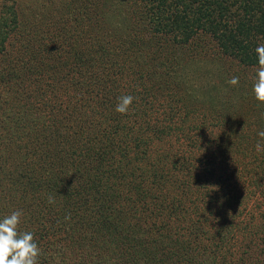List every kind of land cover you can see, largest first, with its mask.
<instances>
[{"label": "rangeland", "instance_id": "obj_1", "mask_svg": "<svg viewBox=\"0 0 264 264\" xmlns=\"http://www.w3.org/2000/svg\"><path fill=\"white\" fill-rule=\"evenodd\" d=\"M73 1L0 0V5L3 4L0 17L6 18L9 29L8 41L2 51L5 61L0 64V108H11L9 117L15 114L14 119L0 123V175L5 179L12 178V182L15 179L20 190L23 187L24 196L18 201L27 207L31 201L35 202L50 171L55 174L60 171V176L65 174L67 179L74 182L76 177L66 174L68 163L74 159L68 155L59 166L58 158L59 161L64 158L61 153L65 151L60 148L67 143L74 144L71 141L76 133L82 132L77 130L87 131L90 126L88 133L100 143L99 152L105 150L113 137L119 144L141 146L136 147L137 154L140 153L137 150L145 152L142 148H148L145 153L151 165L147 169L146 179L134 178V182L124 183L131 187V195L135 197L131 199L133 201L127 200L126 206L133 204L138 209L147 202H153L148 199L149 194L136 196L137 192L143 193L139 185L146 182L145 188L152 186L157 193L164 195L161 206L163 218L167 221L166 229L201 230L203 227L211 230V236L217 239L226 233L229 222L243 219L250 225L248 230H264V151L257 152L255 149L257 142L264 146V139L257 135L264 131V104L257 102L252 93L258 64H243L238 54L229 52L232 48L234 53L245 49L244 42L238 44L223 40L226 42L222 45L218 38L209 40L213 35L211 24L219 27L229 22L234 33L233 25L237 21L243 20L247 24L248 17L244 18L246 14L243 11L247 6L260 8L261 11L256 8V13H261L264 18V0H210V11L209 3H206L208 0H198L194 16L203 17L210 30L205 35L206 42L199 41L202 47L199 44L198 49H192L189 56L183 54L184 49L178 48V38L173 40L158 36L160 34H143L140 40L146 49L136 57L130 68L132 74H140L137 67L147 69L152 78L144 77L147 85L137 87L141 92L131 113L128 111L129 114L119 116L108 110L104 118L97 112L94 115L96 122L92 118L90 121L87 119L89 113H85L84 101L94 93L108 92L113 84L111 80L118 71L111 65L108 69L103 68L99 54L95 56L83 49L81 38L74 34L79 14ZM145 1L148 0H94L97 8L94 5L90 13L97 15V9L106 7L100 10L105 14L100 22H105V29L111 34L109 40H113L112 36L121 33L120 25L136 22V17L141 24L139 15L133 11H138L137 3ZM10 2L12 10L6 11ZM177 4L175 0H168L170 15L166 16V21L169 19L173 23L178 18L172 9ZM99 27L101 31L105 30L101 24ZM193 31L196 32H191L193 37L202 34L199 28L195 27ZM236 36L244 38L240 33ZM260 42L264 44L263 37ZM249 48L255 52L253 43ZM143 55H155L157 60L154 57L153 63H148L147 58L142 61ZM253 61L257 62V59ZM159 62L164 63L165 67H161ZM175 64L179 65L178 69L174 67ZM180 70L183 73H178ZM126 72L129 73L128 70ZM127 73L122 83L129 80ZM233 76L239 77L236 86L227 83ZM121 89L125 91V88ZM6 121L9 125H6ZM209 139L213 145L205 150L204 140ZM201 146L204 148L201 149ZM172 148L183 156L191 152L186 156V161L190 163H183L179 167L181 171L169 161L171 159L160 155ZM208 151L212 153L211 161L215 166L209 178L202 177L206 169L199 161L201 152ZM119 152L117 150L114 154ZM53 159L57 160L54 165ZM139 159L146 161L143 157ZM77 170L80 171V167ZM173 174L179 176L174 177ZM75 182L78 183V178ZM80 182L83 185L82 180ZM132 183L138 188H134ZM160 185L163 187L158 189ZM71 186L76 187L74 183ZM174 186H177L173 191L175 193L171 191ZM190 188L192 194L197 193L196 201L189 200L184 205L182 198L192 195ZM2 194H5V190L1 188V197ZM208 194L213 196L210 197L212 200ZM33 205L36 206L35 203ZM195 206L204 209L193 210ZM10 213L7 212V215ZM27 214L23 213L20 231L33 232L36 243L42 247L49 241L45 229H31L33 223L42 221ZM160 221L151 216L149 223L155 227ZM29 222L30 229L24 228ZM50 238L53 239L52 236ZM240 241L239 237L232 238L233 246L230 250L228 247L226 249L230 252L233 247L237 249ZM202 245L201 242L195 262L210 264L212 261L201 250ZM54 249L46 258H42L41 253L38 264H60L58 261L61 259L68 262V249ZM104 253L105 256L110 254L107 251Z\"/></svg>", "mask_w": 264, "mask_h": 264}, {"label": "trees", "instance_id": "obj_2", "mask_svg": "<svg viewBox=\"0 0 264 264\" xmlns=\"http://www.w3.org/2000/svg\"><path fill=\"white\" fill-rule=\"evenodd\" d=\"M209 1H206V3H209L208 9L210 11ZM175 2L178 4L177 6L173 5L172 9L176 11L175 14L178 18L174 19L173 23H170L169 19L165 20L166 16L170 15L167 8L168 0H148L145 3H137L135 6L138 11L134 10L133 13L139 15L141 24L137 22L138 17H136V22L132 21L120 25L121 33L112 36L113 40H109L111 34L105 29V22H100L105 15L100 10L106 9V7L97 9V15H93L90 13L91 8L94 5L97 8V3L95 4L94 0L73 1L77 4V15L79 14L74 34L81 38L83 49L95 56L99 54L103 68L108 69V66L111 65L118 71L115 78L111 80L113 84L109 87L108 92L104 94L94 93L84 101L85 113H89L87 116L89 121L92 118V121L96 122V116L94 115L97 112L100 117H107L108 110L116 115L125 116V114L122 115L115 111L118 98L123 95H132L135 98L129 107V112L132 111L131 108L135 106L138 94L141 92L137 90V87L147 85L145 78H152V74L147 69L137 67L136 69L141 71L140 74H132V68H130L131 63L136 61V57L146 49L143 41L140 40L143 34H160L158 36L171 37L173 40L178 38V48L184 49L183 54L189 56L192 49H198L199 44L201 46L200 40L206 42L204 41L205 35L211 27L214 36L210 35L209 40L218 38L222 45L226 42L223 40H227V42L235 41L238 44L244 42L245 49L241 48L240 51L234 53V48H232L229 52L234 55L238 54L237 57L243 64H258V62L253 61L257 59V56L253 50H250L249 45L253 43V46L257 47L256 45L261 44L260 38L263 37L264 39V18L261 17V13H256V8L261 11L260 8L247 6L243 11L246 14L244 18L248 17V23L245 24L243 20L237 21L233 25L236 31L234 33L229 22L219 24V27L212 26V24L209 27L203 17L194 16L198 8L195 5L198 0H175ZM9 4L6 8L4 6L6 11L12 10V3ZM12 17L15 19L14 15ZM5 20L4 16L0 17V64L5 61V57H2L4 55L2 51L8 41L7 35L9 33L8 23ZM100 24L105 30L101 31ZM195 27L196 29L199 28V32L202 33L200 37L197 34L195 37L192 36L191 32H194ZM237 33L244 35V38L236 36ZM251 41L252 43H250ZM154 57L157 60L155 55H143L142 61L147 58L148 63H153ZM159 63L161 67H165L164 63ZM178 64L174 66L177 69ZM126 73L129 80L122 83ZM178 73H183V71L180 70ZM103 82L106 83V80L104 79ZM121 88H125V91ZM100 95L104 96L101 97ZM86 107L94 113L89 112L90 110H87ZM10 109L1 106L0 119H3V121L0 123L15 118V114L9 117ZM88 120L87 122H89ZM6 125H9L7 121ZM88 127L90 129V126ZM89 129L87 131L86 129L77 130L82 132L76 133L71 141V143L74 141V144L67 143L65 147L60 148V150L65 151L61 153L64 158H60V161L58 158L59 166L69 156L74 159L71 161L72 163H68L66 171V174L76 177L74 182L67 179L68 177L65 174L60 176V171L57 174L52 171L48 172L44 178L43 190L38 193L37 199H34L35 202L31 201L28 204V207L18 201V199L22 200L21 197L24 196L23 187L20 190L15 179L12 182V178L7 177L5 179L0 175V189L5 190V194H2V197L0 195V218L7 215V212L19 209L22 204L24 215L28 211L27 215L29 217H35L37 220L42 221V223H33L31 227V229L35 227H38L39 230L41 228L45 229V235L49 237V241L40 247L42 258L52 254L53 247L54 250L64 247L70 252V257L68 262L65 259L59 260L60 264L61 262L65 264H203L202 262H195L202 242L203 247L201 250L204 251L207 259L212 261L210 264H264V230H248L250 225L243 219L229 222L227 225L228 230H225L226 233L217 239L211 236V230H207L200 225L201 230L166 229L167 221L163 218V207L161 206L164 199L162 196L164 195L161 196L152 186L145 188L146 182L144 185H139V188L143 189V193L137 192L136 196L141 197L149 194L147 197L153 202H150V204L147 202L138 209L133 207V204L130 207L126 206L127 200L133 201L131 199L135 197L131 195V187L129 188L124 183L134 182L136 179H146L147 169L151 165L150 158L145 153L148 148H142L145 152L137 150V152H140L137 154L135 149L136 147L141 148V146L133 144L132 147L134 148H132L123 142L119 144L116 142V138L113 137L105 150L99 152L100 143H97L88 133ZM86 133L87 135L83 139ZM204 141L206 142L204 144L205 150L210 146L212 147L213 141L211 139ZM91 144H93L92 147H90ZM203 148L201 146V149ZM117 150H120V152L115 155L114 152ZM176 151L174 148L167 149L166 152H162L160 155L166 159H171L169 161L179 171V167H182L183 163H190L186 161L188 160L186 156L191 152L188 151V154L183 156ZM138 157H143L146 161H141ZM172 157H175V160H172ZM211 158L212 153L209 151L207 153L201 152L199 161L201 166L206 169L202 177L209 178L215 168ZM55 161L57 160L53 159V165ZM141 163L143 164L141 165ZM78 167H80V171L77 170ZM173 176L177 177L179 175L173 174ZM77 178L78 183L75 182ZM81 180L83 185H81ZM73 183L76 187L71 186ZM138 183L139 181L137 185ZM132 185L134 188H138L136 184L132 183ZM161 187L163 186H158V189ZM176 187H172L171 191L173 192ZM189 190L192 194L191 188ZM124 191L128 193L124 194ZM196 195L197 193L187 197L184 196L182 198L184 205L189 203V200L191 202L196 201ZM208 195L209 199L212 200L210 197L213 196ZM49 197L53 199V203H49ZM34 203L36 206L33 205ZM36 208H39V210L37 211ZM195 209L203 210L204 208L201 209L195 206L193 210ZM151 216L161 220L155 227L152 225L153 223H149ZM30 223L24 228L30 229ZM244 228L247 230H242ZM235 237L241 238V241L237 245V249L233 247L230 252V247L233 246L232 238ZM104 251L110 254L105 256Z\"/></svg>", "mask_w": 264, "mask_h": 264}, {"label": "clouds", "instance_id": "obj_3", "mask_svg": "<svg viewBox=\"0 0 264 264\" xmlns=\"http://www.w3.org/2000/svg\"><path fill=\"white\" fill-rule=\"evenodd\" d=\"M255 53L258 67L252 84V93L257 102L264 104V44L257 45ZM227 83L236 86L239 84V77L233 76ZM134 99L132 95L119 97L115 111L122 115L127 114ZM257 135L264 139V131L258 132ZM255 149L261 152L264 151V146L257 142ZM53 202L49 197V203ZM22 216L23 211L17 209L0 218V264H38L41 249L33 232L20 231Z\"/></svg>", "mask_w": 264, "mask_h": 264}]
</instances>
